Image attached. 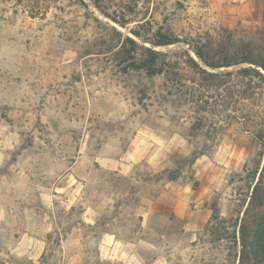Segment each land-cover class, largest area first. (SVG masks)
Here are the masks:
<instances>
[{
    "label": "rangeland",
    "instance_id": "1",
    "mask_svg": "<svg viewBox=\"0 0 264 264\" xmlns=\"http://www.w3.org/2000/svg\"><path fill=\"white\" fill-rule=\"evenodd\" d=\"M157 30L181 41H144ZM218 33L264 56V0H0V264H236L225 231L262 120L223 112L186 65V41ZM134 47L176 77L133 70ZM212 201L230 221L209 232Z\"/></svg>",
    "mask_w": 264,
    "mask_h": 264
},
{
    "label": "trees",
    "instance_id": "2",
    "mask_svg": "<svg viewBox=\"0 0 264 264\" xmlns=\"http://www.w3.org/2000/svg\"><path fill=\"white\" fill-rule=\"evenodd\" d=\"M226 30V29H225ZM223 29V32H225ZM226 32H228L226 30ZM222 33V32H221ZM140 36L138 32H134ZM201 38V37H200ZM217 40V41H216ZM225 35L218 33L217 39L212 37L205 41L197 40L195 43L186 41L194 56L187 51L185 63L198 75V85L203 89L222 86V111H231L234 115L247 117L250 122L256 119L262 120L257 124L256 130L252 131L260 144L264 146V56L260 55L255 47L248 41H231ZM126 41L135 46V41L126 38ZM154 47L167 46L181 40L173 34L157 30L152 38L144 39ZM144 55L135 57L131 50L126 49L124 60L129 61V67L133 70H142L148 76L164 74L168 78L176 77L174 71H167L158 65L160 51L150 47H144ZM235 66L236 69H229ZM222 68V70H219ZM222 79L221 81H218ZM195 81V77H193ZM187 93L186 91L184 92ZM193 95V94H190ZM197 100V98H196ZM205 111H202L194 122V129L198 130L205 123ZM192 127V128H193ZM198 152L185 159L192 164L197 158ZM255 172L250 176L255 179ZM178 177L176 170L168 171V180ZM243 210V215L231 223L232 230L225 231V238L235 248L236 264H264V162L259 171L258 178L252 186L251 194ZM211 215L204 226L205 231L214 232L218 224L230 219L221 218L217 203L210 204ZM232 221V220H231Z\"/></svg>",
    "mask_w": 264,
    "mask_h": 264
}]
</instances>
